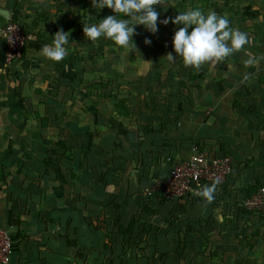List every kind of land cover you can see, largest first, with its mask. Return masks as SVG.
<instances>
[{
  "label": "crops",
  "instance_id": "0c3cea01",
  "mask_svg": "<svg viewBox=\"0 0 264 264\" xmlns=\"http://www.w3.org/2000/svg\"><path fill=\"white\" fill-rule=\"evenodd\" d=\"M90 4L0 0V27L13 17L30 35L18 61L5 60L0 41L8 264H264V221L236 205L249 189L241 165L264 163V59L244 63L264 56V0H159L158 31L137 25L132 51L83 38V22L112 15ZM197 7L226 15L251 43L214 67L169 63L176 29L159 20ZM58 29L75 48L54 62L39 50ZM159 33L171 36L162 44ZM199 146L234 164L210 204L192 193L172 204L146 197ZM129 225L125 239L119 227Z\"/></svg>",
  "mask_w": 264,
  "mask_h": 264
},
{
  "label": "clouds",
  "instance_id": "9594fccd",
  "mask_svg": "<svg viewBox=\"0 0 264 264\" xmlns=\"http://www.w3.org/2000/svg\"><path fill=\"white\" fill-rule=\"evenodd\" d=\"M158 3L159 0H91L90 6L96 13L101 9H110L112 15L96 19L97 22L91 20L83 22V38L89 42L104 38L120 48L135 50L132 37L137 25L153 35L158 31L160 15L156 10L159 8L156 6ZM169 23L176 30L171 39L172 52L164 57L169 63L179 57L185 67L199 69L205 63L214 67L251 43V37L247 32L231 26L226 15L217 14L214 10L205 13L198 7L189 8L178 12L174 17L159 20L160 25ZM69 41V32L58 29L51 37V42L41 46L40 55L50 61L59 62L69 54L70 48H75L74 42L71 41L69 44ZM143 43L148 45L151 41L145 38ZM260 59H264V56H249L244 63L254 65ZM244 79H248L247 75ZM217 184L218 181H213L211 184L201 186L199 190L194 189L192 195L198 197L205 205L210 204L215 198Z\"/></svg>",
  "mask_w": 264,
  "mask_h": 264
},
{
  "label": "built area",
  "instance_id": "2783aa9c",
  "mask_svg": "<svg viewBox=\"0 0 264 264\" xmlns=\"http://www.w3.org/2000/svg\"><path fill=\"white\" fill-rule=\"evenodd\" d=\"M0 27V41L4 42V57L7 62L18 61L23 57L30 35L23 25L8 17ZM234 171L233 159L229 156L211 158L207 153L194 147L190 156L177 161L166 178L145 192L147 197L159 194L168 202H178L187 198L194 189L218 181L222 187ZM241 208L264 221V186L259 187L250 197L241 201ZM13 254V243L6 231L0 229V264H8Z\"/></svg>",
  "mask_w": 264,
  "mask_h": 264
},
{
  "label": "trees",
  "instance_id": "16d2710c",
  "mask_svg": "<svg viewBox=\"0 0 264 264\" xmlns=\"http://www.w3.org/2000/svg\"><path fill=\"white\" fill-rule=\"evenodd\" d=\"M14 20H15V18H14ZM158 35H159V38H160V42L162 44L166 40L165 37L171 36V35H167V36L166 35H161L160 33ZM198 150L200 152H204V150L202 149L201 146L198 147ZM244 171L249 173V179L247 178V176H245L246 173H243ZM56 174H57L58 178L60 179L61 177H60V175L58 174L57 171H56ZM238 174H239L240 178L243 179L246 182V185L249 186V189H247V191L244 194H240V196H242V197H240L236 201V205L241 208V203L240 202L243 199L250 197L253 193L256 192V190L259 187L264 186V163L260 167H258V166L254 167V166L250 165L248 162H246L245 164H242L241 165ZM250 174H252L253 179H252V177H250L251 176ZM152 197L161 198L159 194H153L152 196H150L148 198H152ZM161 199L165 203L172 204V202H168V201L164 200L163 198H161ZM9 221H11V220H9ZM130 227H131V225H129L127 228H124V229L121 228V227H119V233L122 234V235H124L125 236V239H126V236L129 234ZM67 242H68L67 243L68 246H70V247H72V246L74 247L75 246V243H73L71 241H67ZM120 246H121V244H120ZM121 248H123V246H121Z\"/></svg>",
  "mask_w": 264,
  "mask_h": 264
},
{
  "label": "water",
  "instance_id": "95a60500",
  "mask_svg": "<svg viewBox=\"0 0 264 264\" xmlns=\"http://www.w3.org/2000/svg\"><path fill=\"white\" fill-rule=\"evenodd\" d=\"M0 14L4 15V16H8V13L6 11H2L0 10Z\"/></svg>",
  "mask_w": 264,
  "mask_h": 264
},
{
  "label": "rangeland",
  "instance_id": "374dc122",
  "mask_svg": "<svg viewBox=\"0 0 264 264\" xmlns=\"http://www.w3.org/2000/svg\"><path fill=\"white\" fill-rule=\"evenodd\" d=\"M6 60V59H5Z\"/></svg>",
  "mask_w": 264,
  "mask_h": 264
}]
</instances>
